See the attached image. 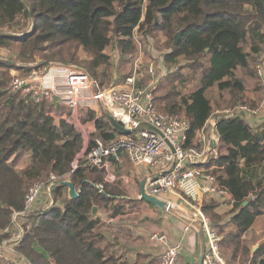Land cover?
<instances>
[{"label":"trees","instance_id":"16d2710c","mask_svg":"<svg viewBox=\"0 0 264 264\" xmlns=\"http://www.w3.org/2000/svg\"><path fill=\"white\" fill-rule=\"evenodd\" d=\"M136 28L142 39L162 32L170 42L166 60L178 64L186 59L189 63L184 66L199 71L193 79L197 84L187 92L175 85L191 83L178 69L170 72L169 85L161 87V82L155 89L159 111L188 119V145L213 113L210 89L228 90L237 98L246 90L237 74L240 68L254 75L263 89L255 64L264 50V0H0L1 48L18 46L44 54L46 60L59 58L67 63L76 62L82 50L91 58L85 66L103 87L106 72L97 69L110 64L107 47L114 42L122 54L135 52ZM11 67L0 59V243L10 236L3 230L11 224L13 212L24 208L29 187L55 174L70 177L80 194L70 199L65 186L55 185L50 205L19 218L27 230L15 249L28 264L144 262L141 255L132 261L119 253L103 228L99 210L110 207L118 214L129 194L121 182H105V168L78 158L94 146L95 137L86 147L80 129L65 119L54 124L44 103L7 97ZM158 89L162 95H156ZM80 111H84L83 121H95L94 134L104 140L122 134L106 112L96 118L89 108ZM217 132L219 156L209 166H214L220 187L232 196L234 223L231 231L223 226L218 231L221 253L224 257L227 253L231 264H264V242L253 251L243 239L264 213V121L253 126L240 116L220 117ZM120 159L119 169L123 159L131 162L125 153ZM202 210L217 225L226 216L214 204L207 203ZM0 264L7 263L0 259Z\"/></svg>","mask_w":264,"mask_h":264},{"label":"built area","instance_id":"2783aa9c","mask_svg":"<svg viewBox=\"0 0 264 264\" xmlns=\"http://www.w3.org/2000/svg\"><path fill=\"white\" fill-rule=\"evenodd\" d=\"M259 59L255 68L264 82V60ZM138 68L139 64L125 76L121 84L104 88L86 69L67 63L49 62L39 69H33L26 77L12 72L6 92L10 96L24 94L35 103H50L54 109L49 110L48 114L55 118L56 125H59L60 119L71 122L68 115L75 116L81 107H86L95 112L96 118H100L104 111L109 113L131 131L143 121L156 127L162 135L144 129L129 134L116 133L110 140L97 136L94 146L84 150L78 158L85 159L89 166L109 169L120 166V155L125 153L136 167L142 169V172L136 173L139 177L169 169L174 162L173 147L177 156L174 167L149 183L148 191L154 195L184 198L194 208L190 222L200 227L206 239L203 264H231L221 253L222 236L211 227L202 211L205 195L223 196L233 202L230 193L220 187L212 171L214 166H209L219 156L217 122L220 117L211 121L209 119L197 132L194 143L188 145V119L157 109L153 66L148 67L147 72L152 80L147 84H141ZM262 104L264 106V99ZM230 112L222 117L240 116L251 122V119L261 116L259 108H251L246 104H239L235 112ZM76 167L77 161L74 162L73 170ZM114 176V172L109 175L111 179ZM56 179L63 178L52 174L49 179L33 183L27 191L24 208L13 212L11 224L3 230L10 236L0 243V259L7 264H28L26 258L15 249L27 230L19 218L33 211L36 201L43 191H47V185ZM148 239L162 246L158 264H178L183 250L181 242H171L169 234L162 230L150 233Z\"/></svg>","mask_w":264,"mask_h":264},{"label":"rangeland","instance_id":"374dc122","mask_svg":"<svg viewBox=\"0 0 264 264\" xmlns=\"http://www.w3.org/2000/svg\"><path fill=\"white\" fill-rule=\"evenodd\" d=\"M134 36L137 44V50L131 54H122L114 42L107 47L106 52L110 56V64L108 66H101L100 68L97 69L98 73L106 72V77L104 79L106 86L104 88H108L112 85L121 84L123 82L124 77L128 73H130L131 70L134 69V67L137 64H139L138 75L139 78L141 79L140 80L141 84H147L152 80V78L149 76L147 72L148 67L150 65H152L154 69V80L156 81V87H158V85L161 82H162L161 87L163 85L166 86L169 85V83L171 82L170 80L172 78L170 72L176 71V69H178L177 71L182 72L187 79H191V83L185 86H182L179 81L175 82V85H178L180 90L187 92L188 89L192 88L197 84V82H194L193 79L194 77L195 78L198 77L199 71L195 72L187 68V66H184L189 63L186 59H181V61L178 64H173L166 60V53L170 51V47H169L170 42L167 41L166 37L163 35L162 32L157 33V35L153 37L150 36L145 39H142L138 31V28H136ZM246 49L248 50V47H246ZM259 58H262L264 60V50L259 54ZM0 59L4 61H9V63L12 65V67L9 69L8 72L7 86L12 78V72L15 74L18 73L20 76L26 77L33 71V69H39L44 64L47 65L49 62L67 63V62H63L59 58H52V60H46L44 54H39L37 52L30 53L27 52L26 50H22V48L18 46H12L6 48L0 47ZM90 59H91L90 56L84 53V51L80 50L76 62H68V63H73L79 66L80 68L89 71L85 65L89 64L88 61H90ZM252 64H254V61ZM237 74L239 77H241L244 80L246 84V90L240 95H238L237 98L233 97L230 91L228 90L219 91L216 87L210 89L207 92V95L211 99V102L213 104V113L209 121L222 116H227L229 115L228 113H231L230 111L235 112L239 104H246L249 105L251 108H257V109L259 108L261 116L258 117V119H261L262 122L264 121V106H262L263 105L262 101L264 99V82L262 81V78L259 77V75L257 74L259 79L262 81L263 89L260 87L256 77L254 75L253 76L250 75L248 73V70H244L240 68L238 69ZM159 89L156 92L157 96L163 94V91L162 90L160 91ZM6 95L7 97L10 96L7 94V92ZM15 97L19 99H24V98L29 99L26 98L25 95L21 93L16 94ZM44 104L48 107L47 108L48 111L54 109V107L50 103H44ZM83 108L86 107H81L80 109ZM80 109L78 110L77 115L75 116L68 115V118L82 132L85 140V146L87 147L89 145V142L91 141V138L93 136L94 137L97 136V134H94L96 130V126L94 120L83 121L82 115L84 111L81 112ZM181 116L185 117V115L183 114H181ZM60 122L61 119L59 120L58 123L60 124ZM86 149L87 148H85V150ZM113 172L115 173V176L111 179L109 175ZM137 172H142V169L136 167L133 163L127 161L126 159H123L121 169H119V165L118 166L115 165L109 169H106L103 175L105 177V182H108L109 184L121 182V184H123L125 189L128 191L129 194L128 196L132 197V196H138L140 193L138 175L136 174ZM163 196L166 197L167 199H170L175 207L174 211H163L164 213H166V215L173 216L177 220L179 219V217H182L185 219L187 218L190 221V216L194 212V208H192L185 201L184 198L183 199L178 198L176 195H163ZM250 198L254 199V195H252ZM51 200L52 199L50 195L47 193V191H43L41 197H39V199L34 204V208L46 207L51 204L52 202ZM129 200L126 202L124 207H120V212L118 214H114L113 209L110 207L99 210V215L104 222L103 228L105 229L106 232L114 231V230L115 231L117 230V232L121 230L128 232L131 231V229L128 228V225H133V224L135 226H141L142 224L151 225L152 222L150 221V219L146 220L145 218L159 217V215L156 214L158 208L150 204L149 202L143 200H133V199H129ZM207 203L216 205L218 207V211H220L221 213H225L226 215L224 220L221 221L220 224L218 225L215 224L208 215H205L208 218L212 228H214L216 231L220 230L221 232L223 230V227L227 231H231L232 229H234L233 228L234 223L231 221L232 204L227 197L218 196V195H212V196L205 195L203 197L202 209ZM21 221L24 222V220ZM253 227L254 228L249 230L243 239L250 247L253 248L254 251V249L257 246H259V243L264 242V213L263 215L257 218ZM255 228L256 230L260 229L259 232H257ZM116 246H117V251L119 253L124 254V250L121 249L122 247L118 245ZM224 253L227 257L225 258L228 260L229 258L227 256V253L225 251ZM182 261L183 260L181 259V255H180L178 264H186L185 262Z\"/></svg>","mask_w":264,"mask_h":264},{"label":"crops","instance_id":"0c3cea01","mask_svg":"<svg viewBox=\"0 0 264 264\" xmlns=\"http://www.w3.org/2000/svg\"><path fill=\"white\" fill-rule=\"evenodd\" d=\"M250 123L253 126H258L262 124V121L261 119L254 118L251 119ZM156 214L159 217L145 218L146 220L150 219L152 222L151 225L142 224L141 226H135L133 224L128 225L131 231L126 232L121 230L117 232V230H114L107 233L116 242V245L122 247L121 249L124 250V255L130 260L134 261L141 255L144 261L141 264H158L162 246L151 243L148 236L154 231H166L170 236L171 242H181L183 244V250L181 252L182 262L186 264L198 263L202 246L206 243L204 233L200 227L191 223L187 218L179 217L177 220L173 216L166 215L160 209H157ZM187 226H189L188 229H186ZM253 228L252 226L250 230ZM259 230L256 231L259 232Z\"/></svg>","mask_w":264,"mask_h":264},{"label":"water","instance_id":"95a60500","mask_svg":"<svg viewBox=\"0 0 264 264\" xmlns=\"http://www.w3.org/2000/svg\"><path fill=\"white\" fill-rule=\"evenodd\" d=\"M180 35H181V32L179 31L176 34V37H175V41H174L175 45L178 44V41L180 39ZM67 64L71 65V66L75 65L73 63H67ZM9 101L12 102V98H10ZM107 116L109 117V119H110L111 123L113 124V126L115 128H117L123 134H129L132 131L133 132H138L140 130L150 129V130H152L154 132H157V133H160L162 135V133L156 127H154L153 125H151L150 123H148L146 121H143L137 128H135L134 130L131 131V130L126 129L125 127H123L122 124L119 123L109 113H107ZM172 151H173V154H174V162L169 167V169L162 170V171H159V172H156V173L144 174V175L139 176L138 177L139 188H140L139 195L138 196H132V197L131 196L130 197L126 196L127 199L147 201V202H149L150 204L154 205L155 207H157L158 209H160L162 211H174L175 210L174 204H173V202L170 199H167L166 197L161 196V195H154V194L150 193L148 191V188H147L149 183L155 181L157 178H159L160 176H162L166 172L170 171L174 167V165H175V163L177 161V156H176V152H175L173 147H172ZM55 185L65 186L67 188V194H68V197L70 199H75V198L79 197L80 190H78L75 187V184H74V182L72 181V179L70 177L63 178V179H56V180H53L52 182H50L47 185V192L50 195V197L52 195L51 188L53 186H55ZM247 203L248 202L246 201L245 204H247ZM96 212H97V207L95 206L94 209H93V213L95 214ZM257 248H258V246L254 249V251ZM205 249H206V246L204 244L202 246V251H201V254L199 256L197 264H203V258H204Z\"/></svg>","mask_w":264,"mask_h":264}]
</instances>
